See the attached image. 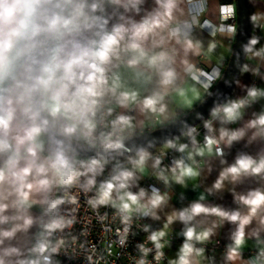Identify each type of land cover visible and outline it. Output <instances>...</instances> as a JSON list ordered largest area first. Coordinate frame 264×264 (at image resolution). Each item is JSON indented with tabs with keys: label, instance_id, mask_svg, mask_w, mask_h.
Instances as JSON below:
<instances>
[{
	"label": "clouds",
	"instance_id": "9594fccd",
	"mask_svg": "<svg viewBox=\"0 0 264 264\" xmlns=\"http://www.w3.org/2000/svg\"><path fill=\"white\" fill-rule=\"evenodd\" d=\"M143 2L144 0H0V83L10 76L16 81L13 71L16 62L22 57H27L30 61L22 65L26 73L33 71L32 64L40 65L39 75L26 77L33 83L29 85L16 81L12 87L4 90L9 93L7 97L0 96V154L8 153L7 159L0 166V225L21 221L14 223L9 230L0 231V237L11 238L17 231H27L33 225V218L27 214V209L32 204H41L44 214L49 217L47 222L43 220L40 222L42 227L40 239L32 249L36 258L24 261L22 264H49V256L45 253L56 252L63 241L52 246L46 238L47 235L73 223L71 219L54 215L57 205L62 201L49 198L48 194L53 187L57 184H72L78 177L91 174L84 186L88 191L95 186L96 176L101 174L104 164L107 163L103 159L78 161L68 155L64 142L59 140L55 142L56 147L50 155L41 159L40 153L43 150L41 137L50 124L54 125L55 119L63 116L70 121L60 129L63 136L72 138L79 133L91 145H95L99 139L106 150H122L124 133L133 128L132 117L117 116L111 121V132L101 134L99 138L94 137L96 125L90 115H95L97 97L111 93L120 105L136 104L145 114L162 116L167 111L165 97L170 90L175 91L179 96L184 95L183 90L175 85L177 72L173 67L174 55L166 50L155 52L144 47V41L149 36L159 35L157 30L168 27L177 0H155L158 8L141 22L128 20L126 23L115 24L110 30L107 28L108 19L102 14H96L104 12L106 3L123 7L125 12L139 13V6ZM120 19L125 18L121 15ZM252 20L256 22L258 16L253 15ZM86 33H91V36H86ZM40 36L44 38L37 40L36 38ZM168 36L182 43L186 53L188 51L197 55L200 53L198 42L187 38L180 39L179 28L170 29ZM22 41L24 42L22 46L17 47ZM50 41L52 46L48 48ZM258 42V38L253 37L244 46L249 58L253 56L264 58V48L255 49ZM165 43V37L160 36L155 46ZM37 50H40L39 54L46 59L37 61L34 55ZM121 52L132 53L127 61L129 67L143 66L144 71L139 75L148 72L157 76L158 90L140 99L139 93L135 90L118 91L122 88L118 78L109 85L106 76L107 66L111 64L113 58L119 59ZM244 71H249L247 65L244 66ZM253 71L257 74V70ZM146 78L150 80L151 75ZM73 86L75 90L69 94V89ZM17 89L23 91L13 97L12 94ZM36 92H40L45 97L39 102V106L33 102V93ZM260 98H264V89L253 86L247 89L245 98L229 100L215 106L211 110V118L204 121L208 135L201 147L196 146L197 129L189 128L184 135L191 139L193 150L188 152L186 159L182 157L174 162V167L170 169L171 180L183 185L186 178L197 177L199 164L195 159L196 156L223 157L224 150L221 145L231 147L234 142L242 140L249 130H253L249 142L257 137L264 138V112L255 115L239 129L225 127L240 121L244 109ZM16 105H24L21 112L28 123L15 136H10L17 112ZM45 111L53 118L52 121L42 117L41 114ZM214 121H218L221 125L218 135L213 128ZM165 147L185 153L188 144L169 140ZM150 159L152 155L149 151L144 148L138 149L135 156L128 161L131 167L117 166L114 174L99 185L96 196L88 203L93 208L111 204L119 210L125 224H128L135 214L160 219L158 210L167 204L169 199L167 193L161 194L155 188L150 194L143 188L137 192L130 190L138 179L137 173L145 171ZM224 163L225 161L221 159V164ZM160 164L161 158L156 157L152 167L159 169L156 176L167 185L170 180L169 175L166 174L168 170L160 168ZM247 177L264 179V155L254 158L248 154H239L233 163L223 168L209 191L222 190L225 182L235 185ZM5 185L8 186L7 194L3 190ZM33 193L42 194V198L39 201L32 199ZM12 195L16 199L11 205L3 202ZM234 199L239 205L237 210L206 206L201 202L204 200L201 196L200 200L192 203L190 207L168 215L163 229L153 231L147 238L156 250L154 259L159 262L164 257L163 249L167 244L164 238L167 229L173 222L180 221L185 226L182 232L185 239L179 249L178 258L170 261V264H198L197 258L203 255L204 249L196 245L209 240L213 235V229L218 224L228 221L236 224L237 228L233 233V244L229 246L226 259L235 260L238 249L245 240V226L257 217L260 218V223L264 224V215H262L264 188L250 190L246 194L234 193ZM10 206L17 209L19 214L11 217L5 215ZM201 215L216 217L217 220L212 227L198 230L195 220ZM126 232L127 228H125ZM138 248L142 258L137 264H148L146 257L152 248L145 244L138 245ZM16 251L10 249L9 253ZM0 264H4V261L0 260Z\"/></svg>",
	"mask_w": 264,
	"mask_h": 264
},
{
	"label": "crops",
	"instance_id": "0c3cea01",
	"mask_svg": "<svg viewBox=\"0 0 264 264\" xmlns=\"http://www.w3.org/2000/svg\"><path fill=\"white\" fill-rule=\"evenodd\" d=\"M222 6L225 7L222 8ZM248 6L252 25L250 37L258 38L259 42L255 45V49L259 50L264 48V46H262L264 28H260L261 25L264 26V0H248ZM139 7L140 11L137 13L136 11L125 12L123 7L111 4L108 5L105 17L108 19L107 28L110 30L115 24L126 23L128 20L139 23L149 13L157 9L158 5L155 3V0H144ZM231 14L235 17L234 23L226 18ZM121 15L124 16V20L120 19ZM253 15L258 16L256 22L252 20ZM172 28L180 29L181 40L187 38L193 42H198L200 45V53L198 55L194 54L192 51L186 53L182 43H178L175 38H169L168 33ZM157 31L159 35L149 36V38L144 41V47L155 52L166 50L174 55L175 62L173 67L177 72L175 85L183 90L184 95L179 96L175 91L170 90L169 94L165 97L167 111L162 116L145 114L140 111L139 106L136 104H130L128 106L120 105L117 103L115 96L111 93H105L103 96L96 98L109 110L111 109L118 115L121 114L132 117L133 128L138 129L139 132H136V134L133 133L131 136L151 132L172 123L195 108L212 91L226 68L235 40L236 14L234 0H229L227 2L223 0H177L168 27ZM85 35L90 37L91 33H86ZM160 36L165 37L166 43L155 46V42L159 41ZM77 39H79V37H77ZM210 48L211 51H209ZM131 56L132 53L130 52H121L119 59L113 58L111 64L107 66L108 70L106 71V76L109 85L112 84L115 78L119 79L122 88L118 89V91L124 89L135 90L139 93V98L143 99L151 95L153 91L158 90V78L154 73L148 72H145L144 75H139V73L144 71L142 65L135 68L129 67L127 61ZM243 64L248 66L249 71L245 72L244 69L241 71V75L232 93L223 103L238 99L242 96L247 90L250 80L256 75L260 87L264 89V58L255 56L249 58V54L246 53ZM199 69L203 71L201 75H197V70ZM253 70H257V74H254ZM249 73L251 74L250 77L247 76ZM26 75L27 73L21 66L16 75V81L27 84ZM148 75H151L150 80L146 78ZM16 81L13 80L10 87H12ZM74 90V86L71 87L69 89V94ZM20 91H23V89H17L16 92L12 94L13 97ZM8 95L9 93L7 92L5 97ZM40 97V101L45 98L42 94ZM16 107V117L13 121L10 136H15L23 127L27 126L28 123L27 118L24 117L21 112V108L24 107V105H16ZM261 112H264V99H258L257 105L255 104L250 109L244 111V115L240 121L225 125V127L233 130L244 127L249 120L253 119L255 115ZM43 114L45 118H48L50 121L53 120L52 117L48 116L46 111L43 112ZM69 115H71V113H69ZM69 122L70 121L65 117L61 116L55 119L54 125L50 124V126L60 131L62 126ZM220 126L218 121L213 122V128L216 130L217 135ZM252 131L253 130H249L242 140L234 142L231 147L221 145L224 150L223 157L196 156L195 159L199 164V175L194 178H186L183 185L177 184L175 181L171 180L170 171H166V174L170 177L169 184L166 185L162 180L158 179L156 172L159 169L152 167L155 159V157H152V159L147 162L145 171L143 173H137L138 179L130 190L136 192L145 185L146 181L153 180L156 186L161 188V194L167 193L169 199L167 204L158 210L160 219H153L149 216L146 219V223L149 226L157 227L162 230L168 215H171L174 211L179 212L190 207L192 203L199 201L201 196L204 197V200L201 202L206 206H219L225 210H237L239 205L235 202L234 193L246 194L250 190L264 188V179L259 177H247L244 178L242 182L235 185L225 182V187L222 190L209 191V189H212L213 184L218 179L219 173L223 168L233 163L239 154H248L254 158H259L260 155H264V138L257 137L255 140L249 142ZM75 137L76 136H73L74 140L71 141H75ZM181 137L182 135L173 141L181 143ZM41 140L43 141V150L40 153V158L44 159L55 149L56 144L49 140L45 134L42 135ZM165 145L158 147H160L162 151L169 152L172 148H166ZM192 150L193 148L188 147L186 152L182 153V157L186 159L188 152ZM68 155H71V153L68 152ZM7 156L8 153L0 154V166L3 165ZM178 159V156H175V160ZM221 159L225 161L224 164H221ZM186 162L190 163V161L187 160ZM21 164H23V161H21ZM160 168L167 170L162 161ZM61 185L62 184H57L53 187L52 191L48 194L50 199H57ZM7 189L8 186L5 185L3 189L5 194H7ZM41 198L42 194H32V199L34 200L39 201ZM15 199L16 197L12 195L3 202L11 205L12 201ZM43 211L44 208L41 204H32V206L27 209V214L33 218V225L30 226L27 231H17L11 238L0 237V260H3L4 264H21L31 255V239H33L37 233L38 225L41 224V220L44 222L47 220V215H45ZM4 214L11 217L19 213L17 209L10 206ZM216 220V217L201 215L196 218L195 223L198 230H201L212 227ZM20 222L21 221H11L0 225V231L9 230L14 223ZM184 227L182 222L175 221L169 225L167 235L173 232L182 233ZM236 228V224L228 221L223 222V224H218L217 227L213 229V235L207 241L220 240L230 246L233 244L232 236ZM182 244V242H178L167 246V248L165 247V252L169 261H174L178 258L179 249ZM10 249H16L17 251L9 253ZM258 251H264V224L260 223L259 217L254 218L249 225L245 226V240L238 249V255L235 260L228 261L226 259L228 251L225 253L216 252L212 254L209 259L202 255L198 257L197 260L198 264H264V259L261 258L254 260L247 259L248 253Z\"/></svg>",
	"mask_w": 264,
	"mask_h": 264
},
{
	"label": "built area",
	"instance_id": "2783aa9c",
	"mask_svg": "<svg viewBox=\"0 0 264 264\" xmlns=\"http://www.w3.org/2000/svg\"><path fill=\"white\" fill-rule=\"evenodd\" d=\"M108 5L110 4L106 3L104 5L103 13L97 12L96 14H102L106 17V8ZM224 7L225 6H222V8ZM226 18L232 23L235 22L233 14L227 16ZM260 28H264V26L261 25ZM262 46H264V39H262ZM201 73H203V71L200 69L197 70V75H201ZM257 79V75L254 76L250 80L248 88L254 86L258 89H262L259 85V80ZM246 96L247 90L238 99L245 98ZM97 101L98 103L95 107V115H90V118L96 125L93 136L99 138L101 134H107L112 131L111 121L116 119V117L121 114L118 115L112 110L109 112V109L100 100ZM257 101L246 107L244 111L250 109L255 104L257 105ZM210 118L211 114L198 125L193 127L197 129V147L203 146L205 142L208 130L204 127V121ZM82 127L83 126L81 125V128ZM134 132L139 131L136 128L126 130L124 133L125 138L130 137ZM181 138V143L188 144V147L193 148L189 137L183 134ZM75 141L85 142L89 147H95L97 149L103 148L99 139H97L95 145H91L79 133L76 135ZM147 151L151 153L152 157H160L168 171L174 167V162L176 161L175 156H178L179 159L182 158V153L176 149H171L169 152H165L162 151L160 147H154ZM70 156L74 157L78 161L91 160L90 158L78 157L74 154H71ZM133 156L135 155H126L118 159H103L106 160L107 163L104 164L101 174L96 176L95 186L88 191L85 190L84 186L86 185L88 176L91 174L78 177L72 184L61 185L56 200H60L62 202L57 205L54 215L57 217H63L64 219H71L73 223L70 226L63 229H57L47 235L46 238L52 246H55L60 241H63V243L59 245L56 252L45 253V255L49 256V264H137L138 260L142 258V253L138 248V245L140 244H145V246L152 248V251L146 257L148 264H170L165 248L163 249L164 257L159 262L154 259L156 250L147 238L153 231H159L160 229L149 226L146 223L147 217L135 214L131 218L130 222L125 224L121 218L119 210L111 204L99 205L96 208H93L88 203L90 199H93L96 196L99 185L110 179V177L114 174V169H116L117 166L131 167L128 161ZM79 170L83 171V169ZM141 188L145 189V191L149 194L153 188L157 189L161 193V188L157 187L153 180L146 181L145 185ZM139 189L137 191H139ZM48 219L49 217L47 216V220ZM47 220L45 222H47ZM146 226L147 231H145ZM125 228H127L126 233ZM41 232L42 227L40 224L38 225L37 233L33 239H31V255L24 261L36 258V254L32 252V249L36 245L38 239H40ZM122 238L123 243H121ZM164 239L167 241L165 246L167 248V246L178 242L184 243L185 238L181 232H173L166 235ZM196 246L204 249L203 255L208 259L216 252L225 253L229 249V246L220 240L205 241L203 243H198ZM259 258L264 259V251L250 252L247 254L248 260Z\"/></svg>",
	"mask_w": 264,
	"mask_h": 264
},
{
	"label": "water",
	"instance_id": "95a60500",
	"mask_svg": "<svg viewBox=\"0 0 264 264\" xmlns=\"http://www.w3.org/2000/svg\"><path fill=\"white\" fill-rule=\"evenodd\" d=\"M234 6L236 14L235 40L226 68L224 69L217 84L207 97L187 114L154 131L125 138L123 141L124 149L117 151L110 149L106 150L104 148L97 149L95 147L81 145L76 141L66 140L65 136H63L60 131L52 129L51 126H49L48 130L44 134L53 143L58 140L63 141L65 147L68 149V152L78 157L90 159H118L126 155H135L136 151L140 148L149 150L154 147L163 146L167 144L169 140H174L177 137H180L189 128H193L198 125L211 114V110L215 106L222 104L227 98H229L242 71V65L246 56L244 46L248 44L250 40L252 25L248 0H234ZM36 39L40 40V37H37ZM23 43L24 42L22 41L17 47L22 46ZM34 55L35 59L39 61V50H37ZM26 62L30 63L27 57H22L16 62L13 76L16 77L19 69ZM32 69L33 71L27 73L26 76L35 77L39 75L38 63L32 64ZM12 82L13 79L10 76L0 83V96L5 97L7 92L4 90L10 88ZM31 83H33V81L31 79H27V84L30 85ZM40 95V92L33 93V102L36 103L37 106H39L41 98ZM41 115L44 117L43 112Z\"/></svg>",
	"mask_w": 264,
	"mask_h": 264
},
{
	"label": "trees",
	"instance_id": "16d2710c",
	"mask_svg": "<svg viewBox=\"0 0 264 264\" xmlns=\"http://www.w3.org/2000/svg\"><path fill=\"white\" fill-rule=\"evenodd\" d=\"M223 1H225V2H227V1H229V0H223ZM230 1H233V0H230ZM44 37L43 36H40V40L41 39H43ZM250 39H251V37H250ZM250 41V40H249ZM52 46V42L50 41L49 42V44L47 45V47L48 48H50ZM257 50V49H256ZM39 52H40V50H39ZM43 59H46V57L45 56H41L40 54H39V60H43ZM244 64L242 65V70L244 69ZM39 67H40V65H39ZM241 75V74H240ZM248 77H250L251 76V74L249 73L248 75H247ZM52 127V129H54V127L53 126H51ZM59 130V129H58ZM134 134H136V132H134ZM66 138V140L68 139V140H74V138L72 137V138H67V137H65ZM81 145H84V146H88V144L87 143H85V142H79Z\"/></svg>",
	"mask_w": 264,
	"mask_h": 264
}]
</instances>
